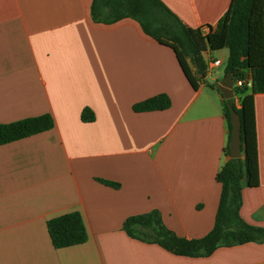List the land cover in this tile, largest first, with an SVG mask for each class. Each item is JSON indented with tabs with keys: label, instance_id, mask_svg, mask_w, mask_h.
<instances>
[{
	"label": "crops",
	"instance_id": "obj_1",
	"mask_svg": "<svg viewBox=\"0 0 264 264\" xmlns=\"http://www.w3.org/2000/svg\"><path fill=\"white\" fill-rule=\"evenodd\" d=\"M162 1L192 28L215 26L230 3ZM91 2L0 0V123L44 113L53 120L0 144V264H264V239L183 256L122 229L127 216L152 210L177 236L211 229L215 175L229 158L223 59L207 49L194 87L171 46L129 17L94 21ZM160 93L168 107L133 109ZM254 110L258 185L242 181L239 213L264 227V92L254 95ZM69 211L79 212L87 238L55 248L46 222Z\"/></svg>",
	"mask_w": 264,
	"mask_h": 264
},
{
	"label": "trees",
	"instance_id": "obj_2",
	"mask_svg": "<svg viewBox=\"0 0 264 264\" xmlns=\"http://www.w3.org/2000/svg\"><path fill=\"white\" fill-rule=\"evenodd\" d=\"M90 12L94 21L103 23L125 17L134 19L146 35L173 48L182 70L194 87L206 69L203 53L207 49L226 48L228 55L224 74L231 73L232 92L239 99V106L233 103V108L240 118L242 154L237 158L229 157L215 175L220 183V194L211 229L196 238L177 236L162 224L157 210L127 216L122 229L131 237L155 242L183 256H204L220 245L264 239V227L246 223L239 213L242 181L248 187L258 185L254 95L264 92V0H230L227 10L215 26L209 25L207 33L202 32L201 26L192 28L184 24L162 0H92ZM238 80L240 84H237ZM228 103V99H223V113L228 127L226 154H229L231 130ZM168 105V96L160 93L135 103L133 109H164ZM81 117L84 121H91L93 113L84 109ZM52 126L53 120L48 113L0 123V144L48 130ZM46 226L55 248L82 243L87 238L77 211L52 217L47 220Z\"/></svg>",
	"mask_w": 264,
	"mask_h": 264
},
{
	"label": "water",
	"instance_id": "obj_3",
	"mask_svg": "<svg viewBox=\"0 0 264 264\" xmlns=\"http://www.w3.org/2000/svg\"><path fill=\"white\" fill-rule=\"evenodd\" d=\"M219 88L225 99L229 100V121L231 123L230 139L228 142L229 157H241V140H240V118L233 108V78L230 72H227L219 82Z\"/></svg>",
	"mask_w": 264,
	"mask_h": 264
},
{
	"label": "built area",
	"instance_id": "obj_4",
	"mask_svg": "<svg viewBox=\"0 0 264 264\" xmlns=\"http://www.w3.org/2000/svg\"><path fill=\"white\" fill-rule=\"evenodd\" d=\"M201 30H202L203 33H207V32H209V31H210V26H209V24H204V25H202V26H201ZM220 63H221V62H220V60H219L218 58H213V59H211V60L209 61V65H210L211 67H216V66H218ZM240 82H241V81L238 80V81H237V84H240ZM247 84H248V85L250 84V81H249V80H248Z\"/></svg>",
	"mask_w": 264,
	"mask_h": 264
},
{
	"label": "rangeland",
	"instance_id": "obj_5",
	"mask_svg": "<svg viewBox=\"0 0 264 264\" xmlns=\"http://www.w3.org/2000/svg\"><path fill=\"white\" fill-rule=\"evenodd\" d=\"M222 55V56H221ZM227 53H226V49H223V50H217L215 52H213L212 55H210L211 57H216V56H219V57H222L223 59V62L221 63V65L218 67L219 71H222L223 68L225 67V64H226V56Z\"/></svg>",
	"mask_w": 264,
	"mask_h": 264
}]
</instances>
